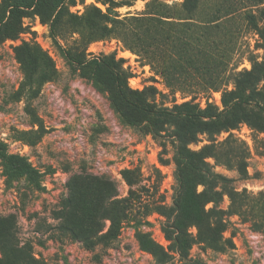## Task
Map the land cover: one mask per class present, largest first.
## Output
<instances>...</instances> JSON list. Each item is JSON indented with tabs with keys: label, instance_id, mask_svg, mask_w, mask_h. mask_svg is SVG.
Returning <instances> with one entry per match:
<instances>
[{
	"label": "rangeland",
	"instance_id": "rangeland-1",
	"mask_svg": "<svg viewBox=\"0 0 264 264\" xmlns=\"http://www.w3.org/2000/svg\"><path fill=\"white\" fill-rule=\"evenodd\" d=\"M184 2L133 0L132 5L111 10L120 18L150 16L161 21L152 32L165 44L154 57L131 49L117 35L94 37L86 47L87 57L123 59L120 65L129 73L128 87L143 90L154 85L161 91L154 100L158 105L169 106L175 99L177 103L191 101L199 109L211 105L216 112L227 111L223 96L235 90L236 73L252 70L264 60V31L248 19L252 12L255 23L264 27V0H197L193 15ZM91 5L107 11L102 0H85L71 11L82 16ZM26 11L18 17L15 36L0 41V142L9 153L25 158L37 173L35 179L26 174L11 176L0 159V216H11L0 231L9 234L18 248L28 250L15 264H155L154 255L141 246L139 235L148 233L164 248L172 243L164 230L169 221L163 207L174 205L177 186L174 126L156 136L149 128L123 121L108 93L83 76L68 57L79 32L55 37L49 22L32 9ZM173 36L177 37L176 48L166 42ZM134 46L140 49L136 43ZM163 63L176 70L168 68L177 77L175 89L159 73ZM211 74L221 81L216 88L207 81ZM257 87L264 88V79ZM249 99L250 103H241L236 109L235 125L224 128L214 142V137L199 133L198 141L188 144L193 151L202 150L213 170L232 182L227 188L216 187L221 192L217 202L210 201L208 194L198 197V211L204 208L205 212L202 233L199 237L196 226L187 227L196 238L188 258L175 253L173 264L196 260L203 264H264V230L253 225L254 219L264 221V95L252 94ZM257 102L263 108L255 106ZM212 143L214 149L206 148ZM126 168L138 171L133 187L123 177ZM73 175L111 180L118 195L110 200L129 196L131 189L138 192L133 217L122 223L120 234L109 244L89 248L58 227L56 212L70 194ZM196 190L201 193L205 186L198 184ZM229 190L243 194L239 200L244 213L230 209ZM217 211L223 212L226 225L221 231L213 228ZM106 223L104 231L110 221ZM214 238L218 242L228 239L227 248L216 249L205 241ZM4 258L0 250V260Z\"/></svg>",
	"mask_w": 264,
	"mask_h": 264
},
{
	"label": "trees",
	"instance_id": "trees-1",
	"mask_svg": "<svg viewBox=\"0 0 264 264\" xmlns=\"http://www.w3.org/2000/svg\"><path fill=\"white\" fill-rule=\"evenodd\" d=\"M102 2L107 6L106 12L91 5L86 8L85 15L80 16L73 13L71 7L78 3H85V0H1L0 11L4 13L0 16V41L15 36L19 27L18 17L24 15L27 9H32L41 16L42 20L49 22L51 34L55 37H65L78 31L80 37L74 39V43L70 45L67 51L68 57L83 76L92 80L97 88L108 93L111 105L123 121L134 126L141 125L146 129L149 128L148 130L156 136H161L163 132H166L168 126H174L176 149L173 158L176 164L177 186L174 205L163 207V213L169 221L164 230L172 243L164 248L156 243L148 233L139 235L141 246L154 255L155 264H173L171 260L174 259L175 253H179L182 258H188L189 250L196 238L188 232L187 227L196 226L199 237L202 233V217L205 212L204 208L198 211L196 205L198 197L208 194L211 198L210 201L217 202L221 192L216 190V187L221 184L227 188L232 182V179L213 170L203 157L202 150L193 151L188 148V144L198 141L199 133H207L214 137L211 139L214 142L215 136L224 128L235 125L237 120L235 122L234 120L239 114L236 109L241 103H250L249 97L252 94L264 95V88L258 89L257 87L259 80L264 79V60L261 63H255L252 70L236 73L235 90L227 91L223 96L227 111L216 112L211 105L206 109H199L191 101L177 103L175 99L169 106L158 105L154 100L158 94H161V91L154 85H148L143 90L128 87L129 73L120 65V61L123 59L117 61L114 55L107 56L101 61L90 59L87 57L86 47L96 36L103 38L117 35L122 37L131 49L145 52L143 54H147L146 57H151L149 54L154 57L160 47L165 44L160 35H155L152 32V27H159L161 21L150 16L120 18L118 13L111 12L117 7L132 5L133 0H102ZM196 3L197 0H185L184 5L189 14L195 13ZM262 14L264 15V9H262ZM248 19L259 30L264 31V27L255 23L256 15L254 13H248ZM86 28H89L90 31H86ZM142 28H144L143 31ZM167 40V44L177 47L176 36L168 37ZM188 42L186 41V44ZM134 43L140 46V49H137ZM176 65L173 63V66ZM195 66L203 67L200 64ZM160 67L159 73L165 79L167 86L175 89L177 77L171 74L168 69L172 66L163 63ZM207 81L215 88L221 82L217 81V76L214 77L213 74ZM233 100L235 101L231 106L230 102ZM255 106L263 108L258 102L255 103ZM242 114L247 118L244 113ZM233 141L237 140L233 139ZM215 147V143L206 146L210 149ZM0 159L5 170L11 176L26 174L31 179L37 177V173L30 163L20 155L9 153L6 150V145L2 142H0ZM122 174L131 187L137 184L139 176H137L136 169H123ZM83 182L86 185L83 186ZM198 184L205 186V190L201 193L196 190ZM69 188L70 194L63 202L61 209L56 212L55 218L60 220L58 227L62 232L69 233L73 238L81 240L89 248H95L100 243L107 245L116 239L120 234L122 223L133 217L132 212L138 206L136 199L138 192L133 189L127 197L110 200L112 195H118L117 188L111 180L104 176L73 175ZM85 191H88V195L84 194ZM228 192L231 199L230 209L233 212L244 213L245 209L241 208L239 200L243 194L233 190ZM193 203H195L196 209L191 207ZM217 213L218 217L213 223V228L221 231L225 229L226 225L222 219L223 212L217 211ZM10 218L11 216H0V229L4 230L6 227L4 224L10 223ZM106 220L110 221V225L104 231L107 227ZM253 225L256 229L264 230V221L254 219ZM208 240L205 239L209 245L221 250L224 249V246L227 248L226 244L229 242L228 239H224L223 242H218L215 238L211 241ZM17 246L9 234L0 231V250L5 257L0 260V264H15L19 256L24 252L28 253L25 248ZM192 263L203 264L197 260Z\"/></svg>",
	"mask_w": 264,
	"mask_h": 264
}]
</instances>
